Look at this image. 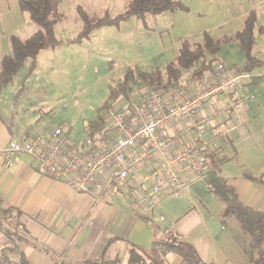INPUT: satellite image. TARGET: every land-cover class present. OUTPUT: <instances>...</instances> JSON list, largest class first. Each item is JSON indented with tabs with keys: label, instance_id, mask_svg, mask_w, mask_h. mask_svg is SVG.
Listing matches in <instances>:
<instances>
[{
	"label": "crops",
	"instance_id": "crops-1",
	"mask_svg": "<svg viewBox=\"0 0 264 264\" xmlns=\"http://www.w3.org/2000/svg\"><path fill=\"white\" fill-rule=\"evenodd\" d=\"M124 2L125 10L129 0ZM179 2L185 10L176 9L156 15L157 26L162 29V48L154 56L166 55L167 62L174 61L182 41L198 39L204 32L211 35L216 31L232 30V25H236L233 33L228 32L220 38L233 37L242 29L251 10L256 14V29L264 24V0ZM105 12L113 15L108 9ZM27 20L28 16L20 10L18 0H0V61L5 55H10L6 41L11 36L24 41L37 30ZM211 36L219 41L218 37ZM6 89H2L0 96ZM244 90L264 98L257 83L246 84ZM117 100L123 103L125 98L120 96ZM224 100V97H218L207 106L208 112L215 114L216 124L205 138L208 142L206 153L219 160L228 152L227 145L246 149L244 160L253 166L235 162L225 171L219 161V176L227 179L244 204L264 211V113L249 116L248 107L252 103H248L240 124H237L223 112ZM3 107L5 114L0 113V208L19 211L18 231L23 237L19 248L27 264H82L95 260L111 239L115 241L109 245L107 255L119 258L120 264H129L127 258L131 245L150 255L153 243L171 238L192 245L205 264H250L242 248V242H247L248 236L241 232L232 217H224V203L206 188L209 172L204 179L191 178L188 190L181 196H175L171 191L161 194L159 205L149 214L138 210L129 188L125 186L108 200L96 201L63 182L48 178L37 162L27 155L16 154L11 166H4L3 150L10 139L26 140L42 130L50 133L55 127L50 131L43 128L37 131L30 125L29 113L25 116L26 110L19 113L13 111V106L11 110L6 105ZM250 120H253L252 125ZM183 126V123L177 125L172 133L179 134ZM86 127L89 128L87 124ZM253 135L255 145H252ZM242 165L248 170L242 169ZM185 168H181L184 173ZM2 223L4 227L16 228L14 217ZM7 242L0 230V250ZM162 258L165 264H183L182 258L172 253L164 254Z\"/></svg>",
	"mask_w": 264,
	"mask_h": 264
},
{
	"label": "built area",
	"instance_id": "built-area-1",
	"mask_svg": "<svg viewBox=\"0 0 264 264\" xmlns=\"http://www.w3.org/2000/svg\"><path fill=\"white\" fill-rule=\"evenodd\" d=\"M195 70L183 71L168 89L135 79L124 102L110 103L103 122L87 128L81 137L62 125L26 140L10 139L3 150L4 166H11L16 154L27 155L45 176L96 201L108 200L125 186L138 210L151 213L161 194L181 196L191 178L204 179L212 170L205 138L215 127L216 116L207 106L224 97L222 109L240 124L246 105L256 100L254 93L245 92V85L264 79V63L254 73L227 68L214 57L210 73L200 76ZM181 123L180 133H172ZM205 185L214 191L209 182Z\"/></svg>",
	"mask_w": 264,
	"mask_h": 264
},
{
	"label": "rangeland",
	"instance_id": "rangeland-1",
	"mask_svg": "<svg viewBox=\"0 0 264 264\" xmlns=\"http://www.w3.org/2000/svg\"><path fill=\"white\" fill-rule=\"evenodd\" d=\"M113 2L63 0L60 7L61 17L54 27L55 37L62 44L54 49L40 51L34 64L30 60L24 62L0 96V113L5 114L3 105L8 106L9 110L13 106L15 112L26 110L25 116L29 113L30 125L37 131L42 128L50 131L54 127L66 125L71 128L72 133L82 136L86 132L88 120L97 119L99 108L108 99L110 88L117 85L127 68L145 72H152L156 68L163 70L169 61H166V55L154 56L162 48V29L157 26L159 24L156 23L155 15H147L144 21L130 17L117 27L102 26L91 31L87 38L73 41L81 30V21L76 10L78 6L91 19L96 20L107 9L113 14H109L111 18L123 12L126 5L124 0ZM23 13L28 16L26 12ZM27 23L33 24L29 18ZM232 27L233 31L237 28L236 25ZM232 30L216 31L211 35L219 38L220 53L217 57L223 60L227 68H242L244 58L237 43L234 40L224 43L220 38L228 32L233 33ZM189 42L194 47L203 41L200 37ZM6 45L8 54H11L9 40ZM1 52L0 49V54ZM252 54L264 58L262 36H257ZM213 65L214 62L212 67ZM257 84L264 94V80H259ZM223 112L228 110L224 109ZM258 112L264 113V98L259 96L248 107L249 116ZM249 123L252 125L253 120ZM253 138L252 145H255V135ZM227 146L228 152L219 157L223 170H229L235 162L253 166L244 160L246 149ZM242 169L248 170L243 165Z\"/></svg>",
	"mask_w": 264,
	"mask_h": 264
},
{
	"label": "trees",
	"instance_id": "trees-1",
	"mask_svg": "<svg viewBox=\"0 0 264 264\" xmlns=\"http://www.w3.org/2000/svg\"><path fill=\"white\" fill-rule=\"evenodd\" d=\"M60 3L61 0H18L20 10L28 14L30 22L37 27V30L24 41L15 36L10 37L11 54L5 55L0 61V94L26 60L34 64L40 51L54 49L62 44L56 39L54 33V27L61 17L58 12ZM176 9L185 10L179 0H129L123 13L111 18L105 12L100 18L94 20L78 6L76 10L81 21V30L73 41L87 38L91 31L102 26L117 27L130 17L144 21L146 15L156 16ZM258 35L264 38V24L256 29V14L251 10L244 19L242 29L237 31L233 37L223 38L224 43L234 40L243 54L242 68L236 69L252 72L261 68L264 58H258L252 54ZM201 37L203 42L195 44L194 47L189 41H182L174 61L166 64L163 70L156 68L152 72H145L127 68L117 85L110 88L108 99L99 108L97 119L89 120L87 126L93 129L103 122L104 110L118 97H125L128 90L132 88L135 77H139L150 87L168 89L176 85L185 70L197 68L194 73L200 76L210 73L214 57L220 53V42L214 40L208 32H204ZM229 68L235 67L230 66ZM261 79L263 78H256L251 83H257ZM208 158L212 166L208 182L214 189L213 195L224 203V217H232L238 223L241 232L248 236L247 242H242V248L249 257L250 264H264V211L254 210L239 200L235 188L227 183L226 178L219 176L217 166L219 160L211 155H208ZM19 215L18 210L0 208V230L8 240L0 250V264H27L19 248V242L23 239L18 231ZM12 217L15 219L16 228L4 227L2 221ZM112 241L115 239L109 240L103 246L95 260H87L82 264H120L119 258H110L107 255V249ZM167 253L181 257L183 264H205L201 262L192 245L176 238L153 243L150 255H146L131 245L128 250L127 263L165 264L162 257Z\"/></svg>",
	"mask_w": 264,
	"mask_h": 264
}]
</instances>
